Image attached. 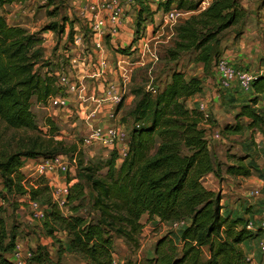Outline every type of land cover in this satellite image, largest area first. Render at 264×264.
Listing matches in <instances>:
<instances>
[{"label": "trees", "instance_id": "obj_1", "mask_svg": "<svg viewBox=\"0 0 264 264\" xmlns=\"http://www.w3.org/2000/svg\"><path fill=\"white\" fill-rule=\"evenodd\" d=\"M18 1L22 0H0V8ZM171 1L165 3L166 9ZM141 6L138 25L143 13L150 10L148 0H141ZM189 9L196 10L197 5ZM247 14L240 0H212L178 26L175 45L168 50L170 58L176 60L183 53L196 51L195 61L208 71L223 55L221 34L245 20ZM69 20L67 15L62 17L61 34ZM51 28H58V23ZM73 33L71 29L69 39ZM43 41L40 35L8 23L0 14V122L9 127L38 129L33 99L46 104L50 96L63 93L56 78L48 75L54 69L43 59ZM202 90V78H188L185 72L175 70L163 89L155 94L142 91L130 111L134 124L122 162L117 163L119 156L115 150L104 175L98 174L99 167L85 163L82 153L77 152V144L67 146L56 138L57 128L49 118L48 137L32 136L23 142L22 149L0 157L3 186L9 193L45 205L44 226L48 233L65 231L70 250L86 264H112L116 238L139 247L145 215L149 220L159 218L162 222L182 223L183 227L179 243L171 233L162 236L155 255L142 258L140 264H250L244 243L258 233L247 227L248 219L223 211L221 192L208 187L205 179L209 174L223 179V171L232 176H249L252 168L243 155L232 154L228 159L234 162L222 165L213 154L204 127L209 118L186 104V99ZM253 90L256 94L264 93V74L257 75ZM258 102L255 95L242 104L238 121L227 125L226 130L241 133L247 125L264 135V111L257 106ZM242 117L249 122L239 121ZM68 152L77 157V164L95 193L91 205L94 218L78 213L85 195L81 182L70 186L67 204H71L72 214L65 215L54 201L49 183L43 178L32 180L22 171L24 158L54 157ZM3 214L0 203V264H17L12 256L18 236L9 229ZM31 249L30 261L62 264L61 256L54 261L44 245ZM63 252L60 245V255Z\"/></svg>", "mask_w": 264, "mask_h": 264}, {"label": "rangeland", "instance_id": "obj_2", "mask_svg": "<svg viewBox=\"0 0 264 264\" xmlns=\"http://www.w3.org/2000/svg\"><path fill=\"white\" fill-rule=\"evenodd\" d=\"M208 1L209 0H172L171 3H169V9H166L165 3L167 0H149L152 4L149 5L150 10L143 13L142 23L138 25L137 21H139V18L136 17L134 19L133 30H135L136 33L133 34V37H131L129 41L124 43L125 48L122 50L126 55H129V57L124 56V58H122V65L124 64L125 66L122 73L118 74V83H124L126 78L127 90H131L130 93L133 95L130 100H125L128 96V94L125 93L123 102L117 107L113 106L112 108V111L115 112L114 115H116L115 118L126 123L129 129H131L134 124V119L130 111L140 99L141 92L148 90L149 85L154 87L160 85L161 88L159 89H163L171 80V75L175 70L185 72L188 78L202 74L203 72L210 81L215 80V68L213 67L208 71H203V69L199 67L200 65L198 62L195 61L196 51L183 53L176 60L171 59L168 53V50L175 45L178 26L194 12L203 10L204 6L206 8L208 6ZM240 3L247 10V17L237 25L225 30L220 36L221 42L224 48L227 42L232 40V38H239L241 32L245 30L249 22L254 23V27L257 28V32L253 35L255 36L254 39L250 37L247 41H244L248 46L247 54L248 57L251 58V63L241 68L249 69L257 75L260 69H263L260 67L259 63L264 60V0H240ZM193 5H197L196 10L189 9ZM172 11L176 12L179 17L174 20H169L167 14ZM0 14L6 17L8 23L20 25L29 33H36L43 37L44 41L40 48L43 59L49 63L51 68L58 70L57 68L59 67V62L62 59L64 48L67 43V37H64L66 33L61 34V32H59L60 26L62 25V17L66 15L69 16L70 14V18L74 22L80 20L76 15L71 0L65 2L62 0H22L4 5L0 8ZM56 22L58 23V28H51L52 24ZM147 25L150 26L149 31H147L145 27ZM136 26L139 29L138 32ZM254 27H252V30H254ZM142 31H145V33L143 32L145 36L144 44L148 42V46L155 52V56L152 57L153 59L150 58L151 54L149 51L146 52L145 56L138 53L134 54L130 52L128 48V45L135 41ZM256 39H258L257 42ZM113 44L114 43L107 40L106 50L110 60L116 63L118 55ZM257 65H259L258 68H256ZM230 89L233 91L240 89L244 91L246 95L240 98L236 97L226 102L225 100L227 97L224 96V92L219 90L221 94L220 100L218 103H214L215 101L211 102L212 105L210 106V110L212 118L204 125L207 130V137L210 141L212 152L218 160L221 161L222 165L234 162L233 159H228L232 154H236V156L242 155L239 139L231 135L232 132L227 131L226 126L234 125L238 121L236 112L240 110L241 104L247 101V97L254 92L253 89L245 91L239 85L235 84L230 87ZM156 92H158V88L152 93L155 94ZM235 94H237V92H235ZM260 101L263 102V99ZM81 108L82 105L78 102H71L69 109H52L50 107L48 108L43 102H38L36 99H33L32 111L35 114L38 129H16L7 126L4 122H0V157L3 156L4 153L10 154L22 149L23 142L32 136L41 135L43 137H48L47 134L50 133V128L47 122L50 118L54 121L57 128L55 132L56 138L63 140L68 144L67 146L77 144V152L80 151V153H82L85 163L99 167L100 171L98 174L104 175L107 171V161L115 150L96 145L83 146L82 137L85 135L86 130L84 125L85 114ZM78 112H80V114ZM67 155L72 164L70 172L66 174L67 180L71 184L81 182L85 189V195L81 201L82 206L78 213L89 219L94 218V210H92L91 205L95 193L91 188V184L86 181L83 170L78 166L77 157H75L72 152H68ZM77 155L79 156V154ZM124 155V152H118V164L122 162ZM73 158H75V161ZM23 161L24 166L22 171L26 177L32 180L41 178L36 177L37 175L35 176L34 174L35 160L24 158ZM212 178H216L220 181L219 184H222L223 180H226V174L223 171V179H219L214 175ZM43 179L50 183V179ZM205 180L207 181L208 179ZM217 180H212L206 183V185L213 187L217 185ZM60 182L63 183V179ZM219 187L220 185L216 186V189L222 194V189L218 190ZM0 203L4 207L3 215L9 229L17 234V238L23 247L35 249L39 245H44L50 251L54 261H58L59 256H61L60 262L62 264H86L79 255L74 254L70 250L68 245L69 239L66 232L63 230H56L54 235H50L44 226V218H38L34 215L29 197L14 192H7L1 179ZM70 208L71 204L68 203L62 207V212L65 215H70L72 214ZM142 222L144 223V229L140 235L139 247L136 248L128 244L123 238L115 239L114 257L120 263L137 264L138 260L154 255L158 240L168 233H171L178 243L180 242L182 224L162 222L159 218L149 220L147 215L143 217ZM249 242L252 248L257 245L256 248H258L260 253V238L256 241L248 240L246 245H249ZM60 245L64 249L61 255L59 253Z\"/></svg>", "mask_w": 264, "mask_h": 264}, {"label": "built area", "instance_id": "obj_3", "mask_svg": "<svg viewBox=\"0 0 264 264\" xmlns=\"http://www.w3.org/2000/svg\"><path fill=\"white\" fill-rule=\"evenodd\" d=\"M71 1L80 20L74 22L69 14L70 20L66 23L65 32L62 33H66L64 37H67L64 54L59 62L58 70L48 72V75L56 78V84L63 90V93L50 96L46 105L48 108L64 110L69 109L71 102H78L82 105L81 110L85 114L86 132L82 137L83 146L96 145L125 154L131 129L127 127L126 123L115 118L116 115L112 109L108 113L105 110L109 105L112 108L113 106L117 107L123 102L125 93L128 92L126 78L121 84L118 83V79H112L110 76L113 73L117 75L122 73L125 66L122 65V58L124 56L129 57L122 49L125 48L124 43L136 33L133 30V23L136 17L139 18L141 0ZM148 3L149 5L152 4L149 0ZM167 17L169 20H174L179 15L172 11L167 14ZM71 21L73 22L72 25ZM145 27L149 31L150 26ZM71 29L74 33L73 38L69 39V30ZM136 29L138 32L137 26ZM143 32L145 33L142 31L135 41L132 40L133 42L128 45V48L134 54L138 53L145 56L146 52L149 51L150 58H152L155 56V52L148 46V42L144 44ZM107 40L114 43L118 55L116 63L109 58L106 50ZM214 68L222 88H230L235 84L245 91L253 89V83L257 77L253 71L237 67L223 55L216 59ZM148 90L156 91L157 86L149 85ZM198 109L206 118H210L205 100L200 101ZM78 113L80 114V112ZM29 159L36 161L34 168L36 177L50 179L49 186L53 199L61 208L64 207L68 202L71 185L66 178V174L70 172L72 165L68 155L58 154L54 157ZM62 179L63 183L60 182ZM255 193L257 190L251 191V194ZM30 204L36 217H45L46 207L41 202L30 199ZM254 226L253 222L248 221L247 227L249 229L253 230ZM259 228L264 232V219ZM260 251L264 261V237L260 241ZM32 253L31 248L23 247L17 240L12 257L17 264H37L30 261ZM112 264L122 263L113 257Z\"/></svg>", "mask_w": 264, "mask_h": 264}, {"label": "crops", "instance_id": "obj_4", "mask_svg": "<svg viewBox=\"0 0 264 264\" xmlns=\"http://www.w3.org/2000/svg\"><path fill=\"white\" fill-rule=\"evenodd\" d=\"M211 1L212 0H209L207 5H209ZM254 26V23L249 22L245 30L241 32L239 38H232V40L227 42V44L223 48V56H225L239 68L245 67L249 65V63H251V58H249L247 54L248 46L244 41H247V39L250 37L254 39L255 36L253 35L257 32V28ZM252 27H254V30H252ZM257 40L258 39H256V42ZM198 64L200 65L199 67H201L204 71L203 64ZM259 64L263 69H260L257 75H262L264 74V60ZM258 67L259 65L256 66V68ZM196 76L203 79V90L186 99V104L190 108H198L200 101L205 100L210 113L209 119L212 118L210 110V106L212 105L211 102L215 101L214 103H218L221 95L220 91L224 92V96L227 97V99L225 100L226 102H229L236 97L240 98L246 95V93L244 91H241L240 89L233 91L230 88H222L216 70L214 71V81H210V79L207 78V76L204 75L203 72L202 74ZM110 77L115 80L118 79V75L115 73H113ZM157 88L159 89L161 88V86L157 85ZM130 91L131 90L127 92L128 96L125 98V100H130L131 96L133 95L132 93H130ZM235 92H237V94H235ZM255 95L259 98L257 106L264 111V93L256 94L255 92H253L252 95L247 97L246 102H248V100ZM261 98L263 99V102L260 101L262 100ZM246 102H243L242 104ZM111 109L112 106L109 105L105 110L106 113H108ZM238 112H236V116ZM240 120L245 124L249 122V119L246 117H242ZM231 135H234L237 137V139H239V146L241 147L242 155L246 157V163L252 168L251 175L232 176L226 174V180H223L222 184H219L220 181L216 178H212L213 175L209 174L207 176V183L211 182L212 180H217V185L210 188L217 190L216 186L220 185L218 190L222 189V204L224 206L223 211L233 217L241 216L255 223L253 231L257 232L258 235H256V237L253 239H249V241H256L258 238H260L261 241L264 237V232L259 228L261 221L264 219V135L258 129H250L247 125H245V128L241 133L232 132ZM253 189L257 190V193L251 194V191ZM246 242L244 243V248L250 260V264H264L261 251L259 253L258 248H256L257 245L252 248L250 242L249 245H246ZM154 255L148 257H153ZM140 260H138L137 264H140Z\"/></svg>", "mask_w": 264, "mask_h": 264}]
</instances>
